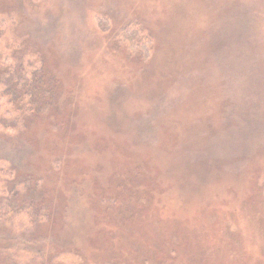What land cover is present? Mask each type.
<instances>
[{"label":"rangeland","instance_id":"obj_1","mask_svg":"<svg viewBox=\"0 0 264 264\" xmlns=\"http://www.w3.org/2000/svg\"><path fill=\"white\" fill-rule=\"evenodd\" d=\"M0 12V264H264V0Z\"/></svg>","mask_w":264,"mask_h":264},{"label":"trees","instance_id":"obj_2","mask_svg":"<svg viewBox=\"0 0 264 264\" xmlns=\"http://www.w3.org/2000/svg\"><path fill=\"white\" fill-rule=\"evenodd\" d=\"M0 14H2V15L5 14V15H7L8 19L13 20V18H11L10 15L7 14V12H0ZM8 24H9V22H7L6 20L0 19V27L1 28H6ZM0 112H1V107H0Z\"/></svg>","mask_w":264,"mask_h":264}]
</instances>
